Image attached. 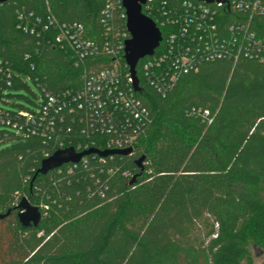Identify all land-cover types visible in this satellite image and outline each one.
<instances>
[{
    "label": "trees",
    "instance_id": "16d2710c",
    "mask_svg": "<svg viewBox=\"0 0 264 264\" xmlns=\"http://www.w3.org/2000/svg\"><path fill=\"white\" fill-rule=\"evenodd\" d=\"M120 1L0 2V66L12 73L9 85L0 79V102L10 103L5 97L28 80L50 92L81 82L82 68L53 41V29L39 25L36 34L19 26L31 21L30 13L41 22L48 16L79 22L87 36L100 38L123 28ZM109 2L116 6L103 21ZM218 10L224 23L238 15ZM252 25L264 35V18L254 17ZM141 62L137 96L151 121L129 155H90L72 173L32 180L45 154L56 150L53 139L23 137L0 125V213L9 210L0 218V264H240L251 245L264 251V63L203 62L161 94L145 83ZM106 65L95 58L86 67ZM198 108L208 110L211 121L190 113ZM19 110L0 106L9 117ZM142 155L143 171L128 184ZM103 183L108 188L98 195ZM22 197L41 212L36 227L19 222Z\"/></svg>",
    "mask_w": 264,
    "mask_h": 264
},
{
    "label": "built area",
    "instance_id": "2783aa9c",
    "mask_svg": "<svg viewBox=\"0 0 264 264\" xmlns=\"http://www.w3.org/2000/svg\"><path fill=\"white\" fill-rule=\"evenodd\" d=\"M228 3L229 7L226 2L146 0L142 11L145 9L152 14L154 22L163 31L157 25L162 37L159 45L152 55L140 59L145 83L165 94L182 74L197 69L203 62L222 59L236 63L240 59H250L264 63V35H258L252 25L254 17L264 18V2L228 0ZM115 6L114 2L105 5L103 21L112 17ZM220 6L238 15L224 23L218 10ZM117 8L125 20L123 28L100 38L87 36L79 22H59L54 16L41 22L30 13L31 21L19 26L36 34L40 32L39 25L42 31L53 29V41L68 49L73 65L82 68L81 82L77 88L59 92L42 88V99L35 110L20 109L12 117L0 111V125L11 126L23 137L48 136L53 139L56 150L66 147H73L77 152L88 148H131L133 152L151 118L133 88L124 58V41L129 33L122 0L117 2ZM148 13L145 14L149 16ZM23 17L19 16L20 19ZM95 58H105L107 65L90 71L86 67L87 61ZM11 78L10 69L0 66V79L9 85ZM190 113L203 123L211 121L206 109H193ZM90 155L104 157L90 153L78 162L64 163L48 172L72 173L79 163L86 165ZM48 156L46 153L45 158ZM107 188L108 184L103 183L96 193L104 195ZM41 208L47 210L48 205L41 204Z\"/></svg>",
    "mask_w": 264,
    "mask_h": 264
},
{
    "label": "water",
    "instance_id": "95a60500",
    "mask_svg": "<svg viewBox=\"0 0 264 264\" xmlns=\"http://www.w3.org/2000/svg\"><path fill=\"white\" fill-rule=\"evenodd\" d=\"M4 0H0L3 2ZM205 3L226 2L229 7L228 0H198ZM146 0H122V5L126 13V29L129 37L124 41V58L128 66L132 84L135 91L140 92L138 79L136 76V65L139 59L147 55H152L155 48L159 45L161 40V33L152 18L147 16L142 11V5ZM90 153H97L100 156H107L111 154L129 155L132 153L131 148L125 149H108L98 150L96 148H88L86 150L77 152L73 147H66L54 151L50 156L42 159L40 167L35 172L32 180L38 174H46L49 170L61 166L68 162H78L84 155ZM144 156H140L135 160L136 166L139 168L138 173L134 174L128 181L132 184L136 181L137 176L143 171ZM19 209L18 219L23 228L30 226H37L41 219V212L36 205L29 202L27 197H22L17 204ZM9 210L5 213H0V218L6 216Z\"/></svg>",
    "mask_w": 264,
    "mask_h": 264
},
{
    "label": "rangeland",
    "instance_id": "374dc122",
    "mask_svg": "<svg viewBox=\"0 0 264 264\" xmlns=\"http://www.w3.org/2000/svg\"><path fill=\"white\" fill-rule=\"evenodd\" d=\"M27 86L12 89L13 96L5 97L8 102H0V106L6 109L18 110L23 107L36 108L38 102L42 99V93L39 87L32 81H27ZM240 264H264V251L251 245L249 247V256Z\"/></svg>",
    "mask_w": 264,
    "mask_h": 264
}]
</instances>
